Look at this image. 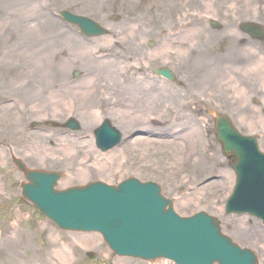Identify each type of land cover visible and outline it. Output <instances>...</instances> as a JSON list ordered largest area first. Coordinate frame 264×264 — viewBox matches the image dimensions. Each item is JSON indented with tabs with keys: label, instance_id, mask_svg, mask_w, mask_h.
<instances>
[{
	"label": "rangeland",
	"instance_id": "1",
	"mask_svg": "<svg viewBox=\"0 0 264 264\" xmlns=\"http://www.w3.org/2000/svg\"><path fill=\"white\" fill-rule=\"evenodd\" d=\"M0 10V248L7 237L20 243L16 254L8 246L0 252L12 264L148 263L117 258L99 235L62 232L39 215L20 196L24 181L11 164L10 152L29 168L65 174L58 189L93 181L115 186L128 178L156 183L179 216L205 212L215 217L226 236L254 251L264 264L261 223L223 214L234 175L207 118L191 117L194 129L182 135L176 131L178 116L165 115L162 106L159 114H151L134 98L113 101L109 95L110 76L122 80L127 75V49L135 54L154 43L150 56L130 61L133 70L151 73L169 66L154 56L159 29L165 33L195 23L205 27L210 18L258 19L264 26V0H0ZM62 10L94 20L108 35L81 38L77 28L55 18ZM7 23L11 25L5 28ZM167 59L170 62L171 56ZM74 71L85 76L82 83L73 79ZM260 105L253 120L262 136L264 102ZM68 117L78 121V132L44 125H61ZM103 119L124 139L107 155L94 144V130ZM231 119L236 126V117ZM135 122L138 127L129 128ZM260 147L264 151V144ZM4 262L0 254V264Z\"/></svg>",
	"mask_w": 264,
	"mask_h": 264
},
{
	"label": "water",
	"instance_id": "2",
	"mask_svg": "<svg viewBox=\"0 0 264 264\" xmlns=\"http://www.w3.org/2000/svg\"><path fill=\"white\" fill-rule=\"evenodd\" d=\"M60 15L80 26L87 36L104 34L88 20ZM67 126L77 129L73 121ZM215 134L223 154L234 157L231 167L236 182L226 214H248L264 224V155L253 139L240 137L226 118L216 121ZM95 136L103 151L120 141L107 122ZM14 164L29 182L22 185V195L34 208L62 230L100 233L119 256L144 261L167 259L175 264H257L250 251L239 249L220 234L215 219L203 213L187 219L176 216L154 184L142 185L130 179L116 188L94 183L54 192L58 175L28 172L19 162Z\"/></svg>",
	"mask_w": 264,
	"mask_h": 264
},
{
	"label": "flooded vegetation",
	"instance_id": "3",
	"mask_svg": "<svg viewBox=\"0 0 264 264\" xmlns=\"http://www.w3.org/2000/svg\"><path fill=\"white\" fill-rule=\"evenodd\" d=\"M172 66L174 73V98L167 114L180 117L179 129H193L192 116H238L242 128L249 130L250 119L259 109L257 100L264 99L260 91L261 43L246 35L238 26L228 25L218 32L209 29L186 28L172 37ZM160 36L159 54L163 50ZM213 48L217 50L213 51ZM124 95H131L132 81L124 79ZM114 95L116 89L111 91ZM144 94L155 95L162 106L164 89L158 82Z\"/></svg>",
	"mask_w": 264,
	"mask_h": 264
},
{
	"label": "bare ground",
	"instance_id": "4",
	"mask_svg": "<svg viewBox=\"0 0 264 264\" xmlns=\"http://www.w3.org/2000/svg\"><path fill=\"white\" fill-rule=\"evenodd\" d=\"M1 11V10H0ZM3 11V10H2ZM10 25H11V23H7L6 24V26H4L5 28H7V27H10ZM7 34V33H6ZM133 38V37H132ZM36 39V38H35ZM35 39H33V40H35ZM134 39V38H133ZM134 44H135V41H134ZM263 45V44H262ZM133 46H135V45H133ZM102 63H105V62H102ZM101 65H104V64H101ZM110 82H109V84L110 85H112V89H111V91H113V89H118V86H117V84L115 83V79H113L111 76H110ZM141 91V89H135V88H133L132 90H131V94H133V95H135V94H138L139 92ZM113 95V94H112ZM149 96H152V99L151 98H148V99H146V101L144 102V104L145 105H147L146 107H147V110H152V106H153V100H154V98L156 97L155 95H150V94H148ZM114 96V95H113ZM175 96L174 95H171V96H169V99L171 100V101H173V98H174ZM132 98H134V99H136V98H139L138 96H133ZM137 100V99H136ZM113 101H114V98H113ZM136 102H139L140 103V100H137ZM171 106V105H170ZM71 108V107H70ZM69 108V109H70ZM169 107H166V109H168ZM128 109V107H126V110ZM136 123V122H135ZM138 127V123H136V124H133V125H131L129 128H137ZM2 244H3V246H1V248H0V251H2L4 248L3 247H5V246H8L9 248H10V250L11 251H13V252H15V254L16 253H18L19 252V250H20V243L18 242V241H16L15 239H13V238H9V237H7L6 239H4V241H2ZM0 254L2 255V259H4V263H10V264H12V262H13V260L12 259H9L8 257H5L6 255H4L2 252H0Z\"/></svg>",
	"mask_w": 264,
	"mask_h": 264
}]
</instances>
